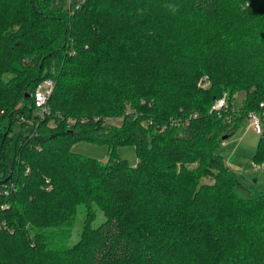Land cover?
<instances>
[{"label": "trees", "instance_id": "1", "mask_svg": "<svg viewBox=\"0 0 264 264\" xmlns=\"http://www.w3.org/2000/svg\"><path fill=\"white\" fill-rule=\"evenodd\" d=\"M262 102L264 0H0V125L32 124L0 130V264H264V190L217 152ZM82 139L108 160L76 152Z\"/></svg>", "mask_w": 264, "mask_h": 264}, {"label": "rangeland", "instance_id": "2", "mask_svg": "<svg viewBox=\"0 0 264 264\" xmlns=\"http://www.w3.org/2000/svg\"><path fill=\"white\" fill-rule=\"evenodd\" d=\"M79 0H52L53 7L61 8L63 7L66 10H75L78 5ZM244 97V92L238 91L236 93V103L237 106L242 105ZM22 103L19 102V105ZM106 124L108 126H121L122 124V115H114L112 111L110 113L106 112ZM85 110H76L72 113L68 118V123L71 124H79L86 117ZM17 118V116H15ZM22 121L17 122L13 125L11 121L5 120L4 126L0 125V130L4 135H12L15 131L23 132L29 126H32L29 123L25 116L19 115ZM68 124V125H69ZM12 125L14 127H12ZM51 128L43 129L40 133H38L41 137L45 138L58 128V124L51 122ZM261 138V134L257 133L250 126V120H246L237 132L227 138L224 142H222L218 148L217 152L223 157L228 166L236 172L242 181L246 185H255L258 189L264 190V176L261 173L263 170V165H259L253 160V155L256 152L258 142ZM73 149L81 154L98 158L99 160L105 162L108 160L109 154V146L106 143H97L90 140H79L73 144ZM115 155L119 156L123 159H127V161L131 165H135L138 161V155L136 146L133 144H123L118 145L115 151ZM205 164V163H204ZM195 165H190L189 167H194ZM206 181H208L206 179ZM83 216V210L80 209L77 219L75 220V226L73 227L74 235L72 238L68 240V244H72L77 239V228H80V220ZM105 219L104 214L99 212L98 218L96 220V224L102 222ZM95 224V225H96ZM76 225L78 227H76Z\"/></svg>", "mask_w": 264, "mask_h": 264}, {"label": "built area", "instance_id": "3", "mask_svg": "<svg viewBox=\"0 0 264 264\" xmlns=\"http://www.w3.org/2000/svg\"><path fill=\"white\" fill-rule=\"evenodd\" d=\"M55 81L51 78H47L44 80H41L37 87L34 94V110L35 112L43 117L48 115L50 111V105H49V98L54 90L55 87ZM227 101H226V95L217 100L216 104H214V109H220L221 107L225 106L227 107ZM262 114H264V102L260 104V110L259 111H251L248 114V119L250 120V126L255 130L257 133L262 134L263 133V127H262ZM13 185V183H11ZM7 193V192H5Z\"/></svg>", "mask_w": 264, "mask_h": 264}, {"label": "water", "instance_id": "4", "mask_svg": "<svg viewBox=\"0 0 264 264\" xmlns=\"http://www.w3.org/2000/svg\"><path fill=\"white\" fill-rule=\"evenodd\" d=\"M227 137H228V135H224V136H223V139H226Z\"/></svg>", "mask_w": 264, "mask_h": 264}]
</instances>
